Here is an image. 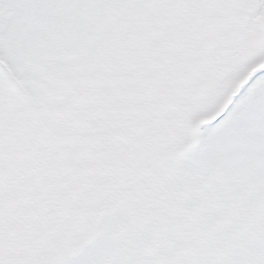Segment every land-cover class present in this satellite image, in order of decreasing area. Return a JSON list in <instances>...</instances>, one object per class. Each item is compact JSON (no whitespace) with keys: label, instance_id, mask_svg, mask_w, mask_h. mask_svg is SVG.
Segmentation results:
<instances>
[{"label":"snow or ice","instance_id":"obj_1","mask_svg":"<svg viewBox=\"0 0 264 264\" xmlns=\"http://www.w3.org/2000/svg\"><path fill=\"white\" fill-rule=\"evenodd\" d=\"M262 39L264 0H0V264H264V67L190 106Z\"/></svg>","mask_w":264,"mask_h":264},{"label":"rangeland","instance_id":"obj_2","mask_svg":"<svg viewBox=\"0 0 264 264\" xmlns=\"http://www.w3.org/2000/svg\"><path fill=\"white\" fill-rule=\"evenodd\" d=\"M263 54L264 39H262L258 45H252L243 57L237 60H226V71L219 72L211 77L209 84L199 92L197 97H194L190 101L194 120L200 119L206 111L213 109V106H210L209 101H214V103L218 101L216 98L218 88L228 89L230 84L242 74L245 67L258 60ZM179 132L180 129L178 126L172 129L173 135L178 134ZM189 140L190 138L188 137L187 143ZM98 238L99 234L84 243L76 244L69 252L70 257H78L89 247V245L94 244L95 240Z\"/></svg>","mask_w":264,"mask_h":264},{"label":"bare ground","instance_id":"obj_3","mask_svg":"<svg viewBox=\"0 0 264 264\" xmlns=\"http://www.w3.org/2000/svg\"><path fill=\"white\" fill-rule=\"evenodd\" d=\"M232 84H233V83H232ZM209 103H210V106H211V105H212V106L215 105L214 101H209ZM200 136H201V134L199 133V138H200ZM200 141H201V138H200ZM200 141H199V143H200ZM199 143H198V145H199ZM198 145H197L194 149H192L191 151H189V152H195L196 149H197V147H198Z\"/></svg>","mask_w":264,"mask_h":264}]
</instances>
